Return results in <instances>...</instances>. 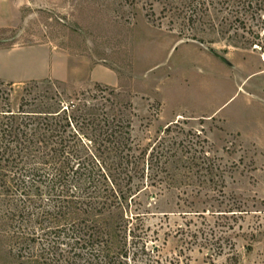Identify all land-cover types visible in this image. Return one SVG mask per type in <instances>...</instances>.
<instances>
[{
    "label": "rangeland",
    "instance_id": "1",
    "mask_svg": "<svg viewBox=\"0 0 264 264\" xmlns=\"http://www.w3.org/2000/svg\"><path fill=\"white\" fill-rule=\"evenodd\" d=\"M203 1L209 8L194 6ZM252 1L210 34L207 17L170 22L164 0L11 1L0 46L47 44L68 57L69 77L9 83L0 102L17 109L28 83L32 95L104 96L97 103L109 120L130 123L135 153L155 147L169 157L160 189H145V179L124 215L143 213L122 234L118 264H231L233 254L236 264H264V0ZM98 66L114 84L92 79ZM190 151L201 160H187ZM8 257L0 240V264Z\"/></svg>",
    "mask_w": 264,
    "mask_h": 264
},
{
    "label": "trees",
    "instance_id": "2",
    "mask_svg": "<svg viewBox=\"0 0 264 264\" xmlns=\"http://www.w3.org/2000/svg\"><path fill=\"white\" fill-rule=\"evenodd\" d=\"M194 1L164 0L163 10L171 11L173 24L194 27L207 17L209 34L253 3L209 0V8L203 1L198 9ZM12 88L0 81V99L9 100ZM33 88L25 84L30 96L22 97L17 109L0 102V240L9 247L7 264H118L126 257L122 234L143 213L131 219L124 215L145 189H160L164 170L159 164L169 157L155 147L148 155L135 153L130 123L109 120L97 103L104 96L92 103L85 94L74 100L58 93L32 95ZM188 154L193 163L203 156ZM145 179L151 182L146 188ZM117 244L122 246L114 251ZM229 261L236 264L237 256Z\"/></svg>",
    "mask_w": 264,
    "mask_h": 264
},
{
    "label": "crops",
    "instance_id": "3",
    "mask_svg": "<svg viewBox=\"0 0 264 264\" xmlns=\"http://www.w3.org/2000/svg\"><path fill=\"white\" fill-rule=\"evenodd\" d=\"M12 0H0V30L11 26L13 20ZM51 49L47 44L0 46V81L24 83L39 80L66 81L69 77L68 57ZM112 73L102 66L94 68V81L114 84ZM217 112V111H216Z\"/></svg>",
    "mask_w": 264,
    "mask_h": 264
}]
</instances>
